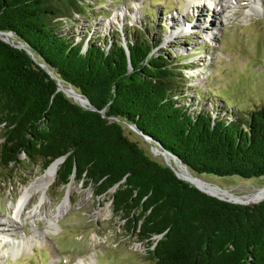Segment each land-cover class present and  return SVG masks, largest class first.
I'll list each match as a JSON object with an SVG mask.
<instances>
[{"label": "trees", "instance_id": "16d2710c", "mask_svg": "<svg viewBox=\"0 0 264 264\" xmlns=\"http://www.w3.org/2000/svg\"><path fill=\"white\" fill-rule=\"evenodd\" d=\"M82 10L81 0H0V32L32 52L0 35V169L9 176L28 161L44 171L63 156L56 185L81 181L94 197L115 186L112 212L121 231L145 242L155 264H264V199L233 203L200 190L122 126L196 173L260 177L264 105L232 120L190 110L176 85L186 82L184 67L155 51L160 40L135 33L126 42L129 56L120 39L108 46L76 41L62 28ZM40 64L96 109L66 97Z\"/></svg>", "mask_w": 264, "mask_h": 264}, {"label": "rangeland", "instance_id": "374dc122", "mask_svg": "<svg viewBox=\"0 0 264 264\" xmlns=\"http://www.w3.org/2000/svg\"><path fill=\"white\" fill-rule=\"evenodd\" d=\"M81 1L84 16L75 14L62 30L76 41L95 38L93 42L107 46L120 39L127 47L126 42L139 31L152 41L160 40L155 51L184 67L186 82L178 80L176 85L185 92L180 101L190 110L209 109L213 117L232 120L234 114L246 116L264 105V0H255L256 5L252 0H203L205 7H195L198 15L189 0ZM186 16L194 22L191 29L184 28ZM8 37L18 43L16 37ZM122 126L130 140L164 163L155 142L132 125ZM189 171L200 181L237 196L264 188V176L241 178ZM42 172L38 162L28 161L11 168L9 176L0 169V264H155L145 242L121 231L122 221L112 212L115 186L94 197L93 189L81 181L71 179L61 187L54 177L48 187L30 194L15 222L20 194ZM69 186L70 205L59 214L57 206ZM16 241L20 243L14 244ZM12 247L15 250H9Z\"/></svg>", "mask_w": 264, "mask_h": 264}, {"label": "bare ground", "instance_id": "6f19581e", "mask_svg": "<svg viewBox=\"0 0 264 264\" xmlns=\"http://www.w3.org/2000/svg\"><path fill=\"white\" fill-rule=\"evenodd\" d=\"M252 1H253V4H255V5L257 4L255 2V0H252ZM195 2L197 3V1H195ZM201 2H204V1L201 0ZM260 2H261V0H260ZM200 6H203V5H198L196 7H200ZM204 7H205V5H204ZM193 10L195 11V15L199 14V11L196 13V11H197L196 8H194ZM2 36L5 37V38H9L5 34H3ZM60 83H62V81H60ZM62 85H63L62 87L65 88L66 92L69 95L73 96L76 100H78V101H80L82 103H86V100L84 99V97L82 95L78 94V92H76L71 86H66L63 83H62ZM170 161L173 163V166L176 168L178 174L181 177H183L185 179H188L190 181H193L194 183H196L202 189H204V190H206L208 192L214 193L217 196H220V197H222L224 199H229V200H232V201H235V202H241V203H250V202H255V201H258V200H261L262 198H264V188L260 189L257 192H254V193H252L250 195L237 196V195L233 194L232 192H230V191H228L226 189L220 188L217 185H213V184H209V183H205V182L200 181L177 158H173L172 157V160H170ZM58 164H59L58 161L51 162L47 166V168L41 173V175L36 177L35 180L32 181L29 186H27V187H25L23 189V191L20 194L19 199H18V201L16 203L14 216L17 217V219H15V222L18 221V219L21 218L20 217L21 208H23V206L26 203V200H28V197L30 196V194L33 191H35L37 188H39V187L40 188L48 187V185L51 183V181L53 180V178L56 175V170H57ZM70 190H71V187L69 186L68 189H67V193H66L65 198L57 206L59 214L62 213V211L65 210L70 205V200H69V192H70ZM19 243H20L19 241L18 242L16 241V243H14V244L17 245ZM9 250H15V247L10 248ZM92 261H93V258H92Z\"/></svg>", "mask_w": 264, "mask_h": 264}, {"label": "water", "instance_id": "95a60500", "mask_svg": "<svg viewBox=\"0 0 264 264\" xmlns=\"http://www.w3.org/2000/svg\"><path fill=\"white\" fill-rule=\"evenodd\" d=\"M4 33L3 32H0V35H1V37H2V39L3 40H5V41H9L7 38H5V37H3L2 35H3ZM10 42V41H9ZM17 47H22V48H25L26 49V51L30 54V55H32V52L22 43V42H20V41H18V45H16ZM125 50H126V54L129 56V51H128V49H127V47H125ZM48 73H52L51 72V70L49 69V68H47V67H45L43 64H40ZM51 76L53 77V78H55V81H56V83H57V89L58 90H60V91H62L65 95H66V97H72L73 98V100L75 101V102H78V100H76L73 96H71V95H69L67 92H66V90H65V88L64 87H62L63 85H62V83H60V81H61V79H59V78H57V77H55V75L54 74H51ZM70 85V84H69ZM71 86V85H70ZM72 87V86H71ZM73 88V87H72ZM74 89V88H73ZM78 94H80V93H78ZM81 95V94H80ZM84 97V96H83ZM84 99L86 100V103H82V102H80L79 101V103L81 104V105H83V106H85V107H89V108H91V109H93V110H95L96 108L95 107H93V106H91V104H90V102L88 101V99L86 98V97H84ZM100 112H102V111H100ZM137 132H139L141 135H143L144 137H147V136H145L141 131H139V130H137L136 128H134ZM149 139V138H148ZM156 143V142H155ZM157 144V143H156ZM159 145V147H160V149H161V154L164 156V158H165V161H164V163H165V165H167L173 172H174V174L178 177V178H180V179H182V180H184V181H186V182H188V183H190L191 185H193V186H195V187H197V188H199L200 190H202V191H204V192H206V193H208V194H211V195H214V196H216V197H218V198H220V199H224V198H222V197H220V196H217L216 194H214V193H211V192H208V191H206V190H204V189H202L201 187H199L196 183H194L193 181H190V180H188V179H185V178H183V177H181L179 174H178V172H177V170L173 167V165L171 164V162L169 161V157L171 156V157H173V158H177L179 161H180V159L178 158V157H176L175 155H173V154H171L169 151H167L165 148H163V147H161L160 146V144H158ZM63 159H64V157L62 156V157H59V158H57V159H55L54 161H58L59 163L60 162H62L63 161ZM68 185V184H67ZM224 200H226V201H230V202H233V203H239V202H235V201H232V200H228V199H224Z\"/></svg>", "mask_w": 264, "mask_h": 264}]
</instances>
